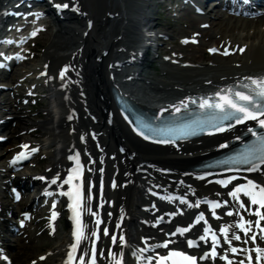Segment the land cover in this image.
<instances>
[{
  "label": "bare ground",
  "instance_id": "bare-ground-1",
  "mask_svg": "<svg viewBox=\"0 0 264 264\" xmlns=\"http://www.w3.org/2000/svg\"><path fill=\"white\" fill-rule=\"evenodd\" d=\"M17 1L0 0V11L7 8L13 9ZM54 2L56 5L68 4L69 8L80 9L84 14L86 12L89 20L87 21L84 16L78 20L61 21L60 30L52 37L45 52L42 51L44 53L40 55L37 63L29 64L23 68L25 70L20 76L15 74L13 77L17 79L25 74V77L29 78V76H35L36 73L40 74L39 68L46 69L43 66L44 63L49 64V69L53 70L51 72H57L56 68L65 63L73 54L74 59L70 58V62L74 64V61H77L81 68L80 83L75 71H72L69 85L63 87L64 85H61L64 84L63 80L57 84L59 93L50 89L47 94L49 102L42 111L44 118L41 121L23 117L21 112L11 113L18 122L23 124V127L15 133L11 131L10 134H7L8 145L0 151L2 154L0 167H5L3 164L9 156L7 155L8 149L22 139H27L25 142L32 141L34 147H39L42 150L48 160V164L45 166L48 169L45 171L49 170L48 172L51 173L57 172L59 165H62L64 156L78 154L74 148L77 145L76 141L83 146L89 160L95 155L99 158H103L104 155L109 157L108 154H114V152L119 153L120 157V153L124 151L127 157L120 164L122 166L117 167L119 172L116 178L126 184L127 188L117 189L114 194L112 192L109 194L110 198L114 199V207L108 214V208L104 202L100 204L102 210L100 216L107 215L115 219L116 222L122 219L116 236L117 243L113 246L114 251L109 247L106 251V254L111 258L112 253H117V259L122 260V264H135L133 259L127 260L124 257L125 252L136 249L139 244L145 247V243L137 242V239L145 238L147 245H150L154 242L152 239L162 235L158 233L157 229L143 225L144 222L141 223V227L135 222L139 216L146 215L142 212L140 214L138 208L156 204L145 195V192L148 191L146 188L152 189L156 193L171 194L177 197L176 200L173 197L171 200L156 204L159 209L167 207L161 212L170 211L174 214V218L171 220L172 224H177L180 219L187 220L194 224L188 231L193 232L194 228L202 230L200 224L206 223L220 231L222 237L224 234L221 229L227 227L230 229L227 239H231L233 234L241 236V240H232L233 246L243 250L252 246L263 249L264 241L250 240L244 236V233L233 227L239 222L241 216L246 222H253L255 218L253 213L243 212L239 209L238 202L229 193L236 187L246 184L248 180L264 186V172L256 173L245 179L231 181L230 184L234 190L229 185L224 189L220 184L210 182L209 179H196L186 173L194 161L213 151L226 139L216 137L201 140L189 147H182L179 151H171L168 148L152 149L141 146L132 140L126 127L116 118H113L112 125L108 126L101 110L109 108L106 91L111 85L142 107L149 108L156 104L155 107L159 108L167 107L191 93L211 90L227 85L235 79L263 73L264 19L256 22H242L226 19L219 13H213V20L208 23L209 28L199 31L200 42L205 41V37H210V43L217 48L220 45L225 46V43H232V48L238 46V49L245 48V50L242 53L237 51L234 55L226 58L212 56L209 58L208 64H203L201 54L197 59L185 56L177 59L178 64L163 68L160 75H152L145 71L144 61L146 60L145 64L149 63L147 61L150 57L148 53L151 51L154 54L153 50L156 51L157 47L155 38L150 34L155 29L149 19V14L155 5L154 0H55ZM65 16L70 17L69 14ZM1 18L0 14V29L4 22ZM196 20L198 19L192 20L191 24L198 25L199 21L196 23ZM84 26H88L89 30L87 37L82 38L80 32L83 31ZM120 59H127L126 61L137 59V62L125 64L126 70L118 68V71L113 73L114 76H108V72L116 70L115 63L120 62ZM182 62H191L193 66L182 67ZM27 73L28 75H26ZM121 73L125 76L135 75L136 77L132 83L124 84L119 78ZM13 77L10 76V79ZM70 87L74 88H72L73 92L69 94ZM165 102L166 104L162 106L161 104ZM0 108L10 111L8 104L0 105ZM34 128L41 130L37 138H33L30 134V129ZM71 129L73 131L69 132ZM3 130L8 131L9 128L4 127ZM18 132L21 134L19 138L15 135ZM114 160L117 159H110V163L114 164ZM27 170L23 171L22 175H34L33 170ZM45 171L40 175H44ZM133 171L137 172L135 177L130 176ZM84 197H90L85 201L86 209L95 211L91 189L86 191ZM246 198L241 194L240 201L245 203ZM181 201H185V203H181ZM197 203L199 207H195ZM211 203H219L221 207L212 209ZM178 204H182L183 207H178ZM245 204L247 207V203ZM188 205L192 206L188 207ZM229 211L233 212L232 216L227 215ZM199 213L205 215V220L198 223ZM263 222L260 221L262 224L259 226H263ZM253 225L254 222L251 224L249 237L256 236ZM121 235L125 238L124 243L119 242ZM245 240L248 242L245 243ZM86 241L91 242L89 239ZM68 242L66 233H61L58 244L49 248L48 251L40 253L38 257L43 255L48 264H67L65 259L67 258L66 244ZM225 249L231 252L230 247L226 246ZM82 252L85 250L81 245L79 253ZM28 253L30 250L27 247L19 246L14 254L13 264H20L24 260H27L24 264H33V262L40 264L37 259L29 257ZM249 255L256 257L257 254L249 251L247 254L243 252L233 257L242 259L249 264L247 259ZM254 260L255 258L252 259L253 264ZM112 262L115 264L113 259Z\"/></svg>",
  "mask_w": 264,
  "mask_h": 264
},
{
  "label": "snow or ice",
  "instance_id": "snow-or-ice-1",
  "mask_svg": "<svg viewBox=\"0 0 264 264\" xmlns=\"http://www.w3.org/2000/svg\"><path fill=\"white\" fill-rule=\"evenodd\" d=\"M56 7L59 9L61 7L68 8V4L63 5H56ZM39 18V17H37ZM206 27V26H205ZM37 33L33 32L32 35L35 36ZM193 43H196L197 41L193 40ZM8 43H11V41H8ZM184 43H188L187 40L184 41ZM219 50L216 48L209 49L210 53H217ZM239 51L243 52L244 49L240 48ZM222 55H230L227 48L221 53ZM5 67V65L0 64V68ZM69 71V68L65 67L60 73L59 77L61 80H64L66 78V73ZM244 81L247 82H241L239 84V88L236 87H228L221 89L215 93L214 97L209 98H200L199 103L197 107L202 111L203 113V119H196L187 123H182L179 125H176L174 127H168L164 129H149V132H155L160 135H168L173 137L172 140L168 141H160V142H174V139H179L183 137H187L190 135L197 134V130L204 131L207 127L212 128H218L219 130H224L223 125L227 122H234L235 124H242L247 121H256L261 129H264V77L261 78H252V77H244ZM209 83H211L209 81ZM209 100H212L213 102H209ZM189 103L191 104H197L196 99L189 98L188 100H184L180 102L179 106H173L175 108V111L179 113L181 109L187 110L189 107ZM233 123H229L228 127H233ZM248 132H250L254 137H256V140L254 143H252L249 147H247L243 152L237 154L234 157H231L229 160L222 161L223 164H229V165H243L247 166L245 168L248 172H259L262 170V166H264V134H258L256 131H254L252 128H248ZM141 135H144L143 132L140 133ZM145 139H149V136L144 135ZM83 139V138H82ZM239 139V137L237 138ZM24 148H27V145L23 146ZM37 149H32V151H36ZM25 154L22 152L19 156H17L13 161L12 164H15L17 160L24 159ZM70 159H75L77 163V168L73 171L77 173V175H69L68 179L65 180L64 184H72L73 180L78 179L79 174V154H77L75 157H70ZM236 171H239L240 169L237 167L235 169ZM203 178V177H201ZM40 179H44V177H40ZM236 179L235 177L230 178L229 180H221L217 181V183H221L224 185H227L228 183H231L232 180ZM51 184H56L57 180L53 179L50 182ZM115 187V185H113ZM243 194L246 197L250 198V204L254 206H258L255 215L258 216L260 219L258 221H255L254 223L259 226L260 221H264V212H261L260 209H264V186H262L259 183H256L252 180H248L246 184L240 185L235 188L234 191L230 192L229 195L238 202V208L239 209H246V204L244 202L240 201V196ZM46 195H52V193H46ZM60 195L67 196L70 198L72 203L69 205L72 211V219L75 221V231L73 233L75 237V243L71 246V251L68 253V261L67 264H72L75 257L73 256V253H75L78 250L79 245L82 241L89 239L88 236L85 235L84 225L81 221V214L84 207H86L85 201L86 199H90V197L85 198L79 187L73 185L71 189L68 191H63L60 193ZM17 200L20 199L19 193L16 194L15 197ZM207 202V201H206ZM181 203H185V201H181ZM192 205H189L191 207ZM55 207V204H53V208ZM195 207H199V204L197 203ZM212 209H218L221 207V204L219 203H211ZM90 211V209H89ZM57 213H52V219L55 220ZM92 215H95V213H92ZM213 215H215V212H213ZM228 216H232L233 212L229 211L227 212ZM27 219V217H25ZM241 222L237 225H234L233 227H238L240 230L243 231L244 236L248 237L250 240H256L257 237L255 235H252L249 237V232L251 231V224L253 222H246L244 221L243 216H241ZM204 215L201 214L198 218V223L200 221H204ZM206 222V221H205ZM22 223V222H21ZM97 225L101 223L99 219L96 221ZM246 224L248 225L246 227ZM119 227V225H118ZM183 234V232L188 231L187 229H180L178 230ZM211 231L210 229H206V232ZM230 229L225 227L221 229V232L224 234V237L227 239ZM262 232H264V228L261 229ZM103 235L108 236L109 232L107 228L103 230ZM175 235V233H173ZM91 236H97V233L94 231L91 233ZM99 237H97L98 239ZM201 239H204V237H201ZM214 244L212 248V256H216V245L219 244V240H217L215 234H213L212 237ZM232 240H241L240 235L233 234L231 239H227V242L231 244ZM125 238L123 235L119 237V242L124 243ZM111 242L113 244L117 243V237L115 235L111 236ZM248 240H245V243H247ZM147 243V241H145ZM163 247L167 248L168 243H165L162 245ZM188 246L193 247V242L191 240L188 241ZM146 248H141L139 251L143 253L146 251ZM232 253L237 252V248L232 247L231 248ZM256 261L257 264L264 259V249H256ZM84 255H90L91 259L88 261V264H97V254L95 251V248L90 250V253H85ZM84 255H81L79 258V264H85ZM101 256H103V253H100ZM112 259L115 261V264H122V260L117 259V253H112ZM173 257L179 258V260L172 259ZM222 259H227V257H221ZM40 259H44V257H41ZM249 264H251L253 257L249 255L247 257ZM169 260H171L172 264H197V259L194 256L186 255L183 252H177L173 251L170 253L169 256H162L158 259L157 264H168ZM35 264V262H33ZM148 264H151V260H149ZM228 264H232L231 260H228ZM240 264H244V261H240Z\"/></svg>",
  "mask_w": 264,
  "mask_h": 264
},
{
  "label": "rangeland",
  "instance_id": "rangeland-1",
  "mask_svg": "<svg viewBox=\"0 0 264 264\" xmlns=\"http://www.w3.org/2000/svg\"><path fill=\"white\" fill-rule=\"evenodd\" d=\"M155 1H157V0H154V2ZM154 7H155V5L152 7V10L154 9ZM154 12H155V10H154ZM162 18H163V20H167L166 17H162ZM159 20L160 19H157V21L152 22V24L153 25L154 24L156 25V23L164 24L163 21H161V20L159 21ZM168 21L169 20H167L166 22H168ZM186 25H187L186 22H183V23L180 24L179 29H176V28L171 29L170 30V34H171L170 41H168L164 45V47L160 48V50L169 49L171 46H174V48H176L178 46L177 39L179 38L180 35L190 34V32H192L193 30H196L197 25H192V24H189L188 23L187 28H185ZM155 28L157 30H161L162 29V28L158 27V25H156ZM51 29H53V27ZM179 31L181 33H178ZM53 36H54V34L53 33L51 34L49 32V33L45 34L42 37V39L38 42L39 54L41 53L42 50H45L46 49L47 45L51 42V39H52ZM160 43H161V41H159V44ZM203 50H204V46H202V45L201 46L194 47V48L193 47H188V48L184 49V54L186 56H189V57H192L194 59H197V58L200 57V54L202 53L201 54L202 61H203V64H205L208 61V57L203 54ZM155 67H156V64H155ZM154 70H156L155 73L153 72ZM145 71L148 74H152V75H158V73H159L157 69H153V68L151 69L149 67L145 68ZM0 99L2 101H4L5 100V97H1ZM42 106H44V103L42 104ZM31 118L33 120L35 119V117H31ZM43 163L40 164L38 168H43ZM60 227H61V229H60L59 235L62 232V228L64 230V224L62 223ZM56 242H57V239H53V240L47 239L46 240L45 238L41 237L38 240L37 239H32L31 240V243L29 245H26V244L24 245L23 244V240H20V244H22V246H24L25 248L27 247L30 250L29 256H32V257H35L37 254H39L41 252V250L43 251V250H47L48 248L54 247L56 245Z\"/></svg>",
  "mask_w": 264,
  "mask_h": 264
}]
</instances>
